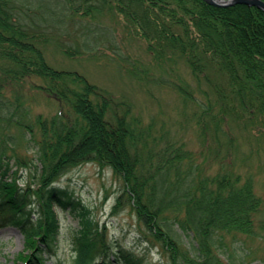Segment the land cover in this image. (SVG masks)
I'll use <instances>...</instances> for the list:
<instances>
[{
    "label": "trees",
    "instance_id": "obj_1",
    "mask_svg": "<svg viewBox=\"0 0 264 264\" xmlns=\"http://www.w3.org/2000/svg\"><path fill=\"white\" fill-rule=\"evenodd\" d=\"M28 8L30 24L24 22ZM100 16L121 21L164 71L152 77L149 67L140 71L135 62L118 57L132 78L141 84L159 80L193 104L188 116L204 163L196 162L198 156L185 142H175L167 132L158 137L153 123L133 114L128 99L49 60V45L70 58L94 55L102 40L88 35L67 47L60 35L69 21ZM107 39L115 43L113 35ZM180 61L193 83L182 73L177 79L164 76L180 72ZM32 78L39 80L33 87L59 110L19 121L22 137L0 126V229L12 225L24 234L27 251L18 260L47 264L58 250L60 211L67 210L79 217L72 264H145L117 249L106 224L95 220L74 191L59 185L74 167L94 162L122 180L113 212L129 205L147 240L168 254L165 264H234L222 257L225 233L254 234L264 207L254 174L237 168L264 151V10L206 0H54L50 5L0 0V109L14 104L5 93L11 84ZM20 97L16 105H25ZM20 139L32 155L20 151ZM240 151L242 157H236ZM206 162L209 168L220 166L206 172Z\"/></svg>",
    "mask_w": 264,
    "mask_h": 264
},
{
    "label": "rangeland",
    "instance_id": "obj_2",
    "mask_svg": "<svg viewBox=\"0 0 264 264\" xmlns=\"http://www.w3.org/2000/svg\"><path fill=\"white\" fill-rule=\"evenodd\" d=\"M45 2L50 5L54 0H45ZM27 6L35 5L27 4ZM37 6L34 9L38 8ZM27 10L25 15L27 14L28 17L24 22L30 24V9ZM68 12L71 14L70 11ZM33 14L38 18L43 16L42 13ZM75 20L65 25V33L60 35L62 43L67 47L72 46L76 44L75 40L79 39L82 42L90 35L102 40L93 51L95 54L90 55L89 52L70 58L56 49L55 45H49V60L56 66L79 70L92 81L111 89L118 98L128 99L133 105V114L141 118L145 124L153 123L158 137L167 132L174 141L185 142L187 147L198 156L196 162L204 163V155L200 151L202 143L188 116L194 109L193 104L186 103L175 90L160 83L159 80L151 79L148 84L139 83L118 62V57H124L130 62L129 64L135 62L140 71L149 67L151 69L149 76L160 77L164 71L156 67L155 60L146 50V43L139 38L129 36L122 22L112 20L109 16H100L97 20H81V18ZM112 35L115 37L114 44H110L107 39ZM179 63L180 72L171 69L172 73L165 72L164 76H173L177 79L178 73H182L189 83H193L187 65L182 61ZM33 81L39 80L32 78L14 82L6 89V97L11 99L12 103L14 101V104L3 105L4 109H0V126H6L10 134L22 137L19 121H33L37 113L51 116L59 110V105L55 101L47 99L42 92L33 87ZM17 96H21L25 105H16L19 102ZM27 137H30L29 133ZM19 141L21 143L19 149L22 153L29 155L34 153L32 148L27 147L26 140ZM242 149L248 151L250 145ZM242 151L236 157L241 158ZM259 154L260 156L256 154L251 159H247L246 163L238 162L237 168L241 172L248 169V172L254 174L256 190L264 198V151H260ZM206 164V172H213L220 166L216 164L209 168L210 163L206 162ZM243 165H246V168H243ZM23 171L25 172L20 170V173ZM19 181L23 183L22 180ZM59 185L67 186L74 191L76 196L82 198L90 207V214L95 220L101 225L106 224L110 239L117 249L123 248L145 264H165L168 261V254L144 236L136 214L129 205L126 204L120 211L113 212V206L122 190V180L111 168L100 169L96 163L88 162L70 170L62 177ZM60 219L62 226L58 250L48 259L47 264H72L74 260L72 235L79 227V217L67 210H61ZM223 241L224 250L228 254L222 253L225 260H230L234 264H264V207L256 216L254 234L227 232ZM25 242L24 234L18 227L10 225L0 229V264H25L22 260H18L19 253L23 250L27 251ZM122 261L120 260V263H123Z\"/></svg>",
    "mask_w": 264,
    "mask_h": 264
},
{
    "label": "water",
    "instance_id": "obj_3",
    "mask_svg": "<svg viewBox=\"0 0 264 264\" xmlns=\"http://www.w3.org/2000/svg\"><path fill=\"white\" fill-rule=\"evenodd\" d=\"M206 1L217 6H228L237 3H244L251 6H257L258 8L264 10V0H206Z\"/></svg>",
    "mask_w": 264,
    "mask_h": 264
}]
</instances>
